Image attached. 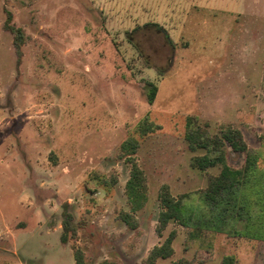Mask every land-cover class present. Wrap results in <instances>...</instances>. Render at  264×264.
<instances>
[{
    "label": "rangeland",
    "instance_id": "1",
    "mask_svg": "<svg viewBox=\"0 0 264 264\" xmlns=\"http://www.w3.org/2000/svg\"><path fill=\"white\" fill-rule=\"evenodd\" d=\"M194 1L201 3L0 0V264H74L71 243L60 242L65 210L85 264H143L171 231L174 253L157 264H221L230 255L238 264H264V22L250 28L240 17L233 36L231 29L222 34V23L201 32L188 21L197 14ZM8 13L9 25L23 33L18 64L4 28ZM215 50L221 59H213ZM186 116L209 136L241 130L258 158L252 177L261 182L240 205L252 218L256 203L258 217L245 231L233 234L229 219L214 231L170 223L156 235L161 185L176 198L186 195L184 215L191 211L194 222L205 211L198 192L222 166L191 167L201 151L188 150ZM145 117L158 129L140 138L135 127ZM130 139L139 143L133 157L148 185L136 230L119 219L131 207L130 164L121 149ZM224 159L242 168L245 155Z\"/></svg>",
    "mask_w": 264,
    "mask_h": 264
},
{
    "label": "trees",
    "instance_id": "2",
    "mask_svg": "<svg viewBox=\"0 0 264 264\" xmlns=\"http://www.w3.org/2000/svg\"><path fill=\"white\" fill-rule=\"evenodd\" d=\"M10 20L11 14L8 13L4 28L13 34V46L16 54V62L18 64L22 54L21 47L24 44L23 33L20 29H16L15 27L9 25ZM148 87L147 100L150 104H152L156 96V89L150 83L148 84ZM195 121L196 119L193 117L186 118L185 141L187 142L188 150L192 153L197 151L202 152L201 155L194 156L191 159L190 165L192 168L205 171L208 168L214 167L216 163L222 162L225 156L235 154L245 155L244 165L239 169L223 165L218 175L210 176L208 178L205 189L198 192L204 198L205 211H202L200 215L196 216L194 218V222L191 221L193 220L194 215L191 211H189L191 214L186 216L187 218L184 215L185 207L182 200L186 195L176 198L171 194L167 185H161L158 192L159 212L157 215V226L155 228L156 235L159 238H162V232L170 223H176L182 227H191V229H201L205 227L214 231L211 227L214 223H224L228 222L230 219L232 233L236 234L241 231H245L250 220L255 221L258 217V213H255L254 209L256 203L253 202L248 209L249 211H252V214H254L252 218H247L245 216V211H243V208L240 206L247 194H254L252 192L256 191V183L261 182L260 180L252 177V171L258 163V158L255 153L248 149L247 144L238 129L227 127L221 131L219 135L209 136L205 128L199 126L197 121ZM155 129H158V127L152 124L147 117H145L135 127L136 134L140 138L152 133ZM138 147L139 143L136 139L127 140L121 145V149L124 151L123 155L127 157V162L130 164L129 178L125 185V194L131 207L130 211L122 213L119 219L123 224L132 230H136L138 228V221L135 218V214L140 211L147 202L148 190L146 176L133 157ZM227 148L229 151H226ZM251 178H253L252 181ZM246 185H248V190L245 193ZM230 212L232 213L231 215ZM240 213L242 214L240 215ZM211 214H215V218ZM62 216L60 242L62 244L71 243L74 264H85L84 253L75 246L77 240V229L73 224V216L66 210ZM234 221L245 222L243 229L240 231L234 230ZM227 230L228 229L226 228H222L220 232H226ZM216 231H218V229ZM174 238L175 232H169L168 236L160 244L154 246L149 251L143 261V264H157L158 261H165L172 257L174 253ZM99 264L114 263L103 261ZM169 264L193 263L187 259L181 258L176 261H172ZM221 264H238V262L235 257L230 255L225 256L222 259Z\"/></svg>",
    "mask_w": 264,
    "mask_h": 264
},
{
    "label": "crops",
    "instance_id": "3",
    "mask_svg": "<svg viewBox=\"0 0 264 264\" xmlns=\"http://www.w3.org/2000/svg\"><path fill=\"white\" fill-rule=\"evenodd\" d=\"M198 2H200V0H198L197 3ZM226 2L228 1L206 0L205 3H202L201 0V3L196 4L194 1V3L190 4L189 6L193 8L197 14H194L191 18H189L188 21L198 22L199 23L198 27H200L201 32L203 30H213L216 32L219 27L218 23H222V29H221L222 34L225 35L226 32H229L231 29V36H233V34H235L234 32L236 31V25L234 24V21H236L240 17H245L250 23H252L250 28L254 26V23L256 21L264 22V0H234L231 1L232 3H226ZM252 31H254L253 28ZM252 31L248 28L247 32L250 33V37L255 36L254 32L253 34H251ZM194 36H199V31L198 32L194 31ZM212 53L216 55L213 57V59H221L220 55L222 53H220L218 50H215ZM235 110L236 109H234V113H237ZM188 117H193V116H186V118ZM218 164H221L222 166L223 165L228 166V164H226L225 159H223L222 162H219ZM222 166L220 170L222 169ZM234 169H239V168H234ZM219 172L216 175H218ZM244 225L245 222L243 221H239V222L234 221L233 229L236 231H240L243 229ZM6 234H7L6 238L12 242V247H13L15 244V235L10 233L9 231H7ZM4 252L9 253L8 250H5Z\"/></svg>",
    "mask_w": 264,
    "mask_h": 264
}]
</instances>
